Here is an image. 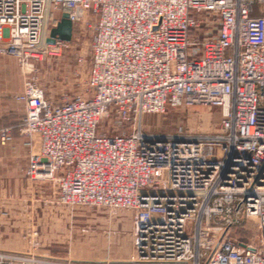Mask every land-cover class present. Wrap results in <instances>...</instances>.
Instances as JSON below:
<instances>
[{
    "label": "built area",
    "instance_id": "2783aa9c",
    "mask_svg": "<svg viewBox=\"0 0 264 264\" xmlns=\"http://www.w3.org/2000/svg\"><path fill=\"white\" fill-rule=\"evenodd\" d=\"M62 12L91 56L82 92L54 101L30 72L69 47L46 42ZM0 54L26 73L25 176L60 205L130 210L131 263L264 264V0H0ZM179 105L218 107L217 133L142 129ZM42 262L0 248V264Z\"/></svg>",
    "mask_w": 264,
    "mask_h": 264
},
{
    "label": "rangeland",
    "instance_id": "374dc122",
    "mask_svg": "<svg viewBox=\"0 0 264 264\" xmlns=\"http://www.w3.org/2000/svg\"><path fill=\"white\" fill-rule=\"evenodd\" d=\"M256 9L254 6V12ZM90 40L89 30L74 28L67 49L35 62L30 74L49 99L57 101L82 92L90 64ZM25 74L15 57L0 55V76L6 75L13 88L22 86ZM220 119L218 107L179 105L144 115L141 127L148 132L181 129L213 135ZM5 166L0 156L1 246L30 252L44 261L39 264H133L130 210L57 204V186L52 181L31 180L20 170ZM11 193L16 194L13 197ZM8 197L14 198L8 200L13 206L6 203ZM235 233L249 237L242 228H236Z\"/></svg>",
    "mask_w": 264,
    "mask_h": 264
},
{
    "label": "crops",
    "instance_id": "0c3cea01",
    "mask_svg": "<svg viewBox=\"0 0 264 264\" xmlns=\"http://www.w3.org/2000/svg\"><path fill=\"white\" fill-rule=\"evenodd\" d=\"M21 87L22 86L19 85L13 88L12 85L8 84L6 75L0 76V125H12L14 127V140L8 145L0 146V156L6 161V169L11 168V170H20L24 174V169L28 164L29 147L24 143L26 138L19 137L16 130L23 115V106L12 98L13 93L20 91ZM11 194L14 197L16 193ZM6 199V203H11L8 206L14 205V202L8 201L14 198L8 197ZM9 208L10 207H8V209ZM2 214L4 215V213ZM1 233L3 232L0 231V235ZM1 245L0 248H4V246Z\"/></svg>",
    "mask_w": 264,
    "mask_h": 264
},
{
    "label": "water",
    "instance_id": "95a60500",
    "mask_svg": "<svg viewBox=\"0 0 264 264\" xmlns=\"http://www.w3.org/2000/svg\"><path fill=\"white\" fill-rule=\"evenodd\" d=\"M73 35V28L65 12H62L55 26L49 30V36L46 38L47 43H53L56 39L70 41Z\"/></svg>",
    "mask_w": 264,
    "mask_h": 264
}]
</instances>
